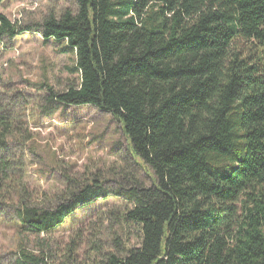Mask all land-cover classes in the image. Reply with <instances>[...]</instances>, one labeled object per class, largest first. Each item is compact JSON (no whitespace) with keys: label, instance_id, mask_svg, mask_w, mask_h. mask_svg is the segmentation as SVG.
Masks as SVG:
<instances>
[{"label":"trees","instance_id":"16d2710c","mask_svg":"<svg viewBox=\"0 0 264 264\" xmlns=\"http://www.w3.org/2000/svg\"><path fill=\"white\" fill-rule=\"evenodd\" d=\"M74 2L40 22L0 16V43L31 33L64 43L78 83L46 87L49 113H109L152 184L72 181L48 205L31 203L14 176L31 136L0 107V214L11 202L36 247L24 239L8 264H54L45 237L110 197L128 205L123 220L141 243L107 264H264V0Z\"/></svg>","mask_w":264,"mask_h":264},{"label":"rangeland","instance_id":"374dc122","mask_svg":"<svg viewBox=\"0 0 264 264\" xmlns=\"http://www.w3.org/2000/svg\"><path fill=\"white\" fill-rule=\"evenodd\" d=\"M65 11H76L74 0H4L0 4V16L22 24L40 22L49 15L59 17ZM74 65L75 58L64 43H44L37 34L0 43V107L17 117L31 136L23 166L14 170V176L22 178L33 204L48 205L49 198L72 181L101 180L108 190L129 178L144 187L152 184V171L131 155L129 142L109 113L89 106L57 105L49 113L46 87L59 93L77 84L78 76L71 73ZM13 148L11 153L16 154ZM6 207L7 212L0 214V264L14 258L24 239L29 250L36 249L32 238L18 234L14 205L8 202ZM127 207L110 197L77 210L64 226L45 237L54 264H107L109 255L122 257L137 249L141 232L124 222Z\"/></svg>","mask_w":264,"mask_h":264}]
</instances>
